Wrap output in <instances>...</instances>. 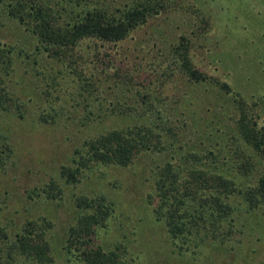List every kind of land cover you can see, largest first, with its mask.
Wrapping results in <instances>:
<instances>
[{"label":"trees","instance_id":"trees-1","mask_svg":"<svg viewBox=\"0 0 264 264\" xmlns=\"http://www.w3.org/2000/svg\"><path fill=\"white\" fill-rule=\"evenodd\" d=\"M169 11L181 13L189 24L209 25L205 11L184 0H0V114L31 119L33 127L56 124L64 108L33 110L30 97L23 101L16 88L23 62L27 69L31 62L36 76L56 85L53 73L39 69L43 59H51L75 74L82 91L76 122L83 131L81 144L58 172L65 185L82 183V195L75 199L80 212L60 246L48 217L17 226L11 220L4 223L5 208L0 207V264H141L130 241H111L107 247L98 239L122 209L123 196L103 189L102 181L114 190H123L124 182L111 181L107 170L132 171L135 180L145 181L148 214L180 255H200L206 245L235 251L240 236L252 231L245 223L251 220L264 238V120L257 104L196 67L185 35L171 44L154 41V47L169 46L164 59L151 66L152 82L141 80L150 67L142 63L144 40L133 55L141 61L128 62L132 67L120 63L109 75L106 66L99 76L87 66L88 54L96 58L105 44L137 40V32ZM178 85L184 93L172 100L169 92ZM116 90L117 99L125 98L123 105L119 99L113 107L117 112H107L104 92ZM127 91L134 94L126 96ZM13 156L8 136L0 132V177ZM63 195L52 180L28 198L59 204Z\"/></svg>","mask_w":264,"mask_h":264},{"label":"rangeland","instance_id":"rangeland-1","mask_svg":"<svg viewBox=\"0 0 264 264\" xmlns=\"http://www.w3.org/2000/svg\"><path fill=\"white\" fill-rule=\"evenodd\" d=\"M184 1L196 3L197 8L205 11L209 25H202L199 21L189 24L181 13L169 11L155 23H149L137 32V40L118 45L105 44L98 49L96 58L94 54H88L91 63H87V66L99 76L98 71L106 66H110L109 75L120 63L130 65L128 62H131L133 66L141 61L134 59L133 55L141 49L138 44L143 41L139 40H144L146 58L142 63H148L150 67L141 80L152 82L155 75L151 66L155 61L158 63V59H164L162 54L168 53L166 48L169 46H164L165 49L154 47V41L160 39L171 44L177 42L179 36L185 35L191 44L190 55L194 65L206 74L226 81L247 102L257 104L256 109L264 120V0ZM184 16L189 21L187 13ZM4 29V32H13V29ZM95 51L97 49L93 47L92 53ZM109 59L111 62H108ZM26 65L24 62L21 64V80L16 87L22 91L23 101L30 97L29 106L36 111L50 110L52 106L64 109L57 117L56 124L37 127H33L31 119L24 121L11 114H0V132L8 136L14 152L10 169L0 177V207L5 208L4 223L11 220L17 226L29 218L48 217L54 224L56 244L60 246L59 240L74 223L81 209L77 207L75 199L82 195V183L65 185L57 178L60 166L69 163L74 148L82 141L83 131L76 122L82 113V107L76 106L82 101V91L75 83V74L62 63L51 59L40 62L41 72L56 76L57 84L52 86L46 76L35 75L31 62L28 63L30 69ZM184 90V86L178 85L173 91L170 90L169 95L173 93L172 100H176L181 98ZM104 93L107 96V109L104 110L117 112L118 108L113 107L120 99H117L120 91ZM133 94L126 92L129 97ZM124 99H120L121 104ZM235 161L237 164L242 163L238 157ZM106 173L111 181L120 178L125 186L123 190H114L106 179L102 181L106 187L103 189L119 192L123 196L120 197L122 209L119 206V212H124V215L119 212L115 215L107 234L104 229L99 232L98 239L105 246L108 247L111 241L126 244L130 241L131 249L137 253L141 264H264V238L258 223L252 220L245 222L246 229L252 231L240 236L241 243L235 251L226 248L211 250L206 245L197 256L178 254L179 249L174 248L167 233L162 227L153 224L148 214L144 199L145 192L149 190L145 181L135 180L132 171L119 174L107 170ZM52 180H56L63 189L61 203L43 204L36 197L34 200L28 198L29 192L43 188Z\"/></svg>","mask_w":264,"mask_h":264}]
</instances>
